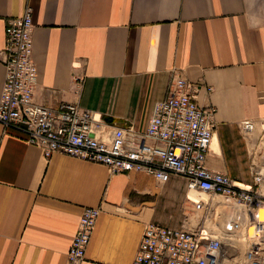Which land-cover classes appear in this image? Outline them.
I'll return each instance as SVG.
<instances>
[{"label": "crops", "instance_id": "0c3cea01", "mask_svg": "<svg viewBox=\"0 0 264 264\" xmlns=\"http://www.w3.org/2000/svg\"><path fill=\"white\" fill-rule=\"evenodd\" d=\"M28 6L36 102L78 103L144 131L182 73L199 105L216 108L207 167L252 182L240 123L264 119V0H0V51L8 21ZM4 80L0 61V96ZM26 139L0 123V264H66L86 207L101 214L83 264H133L148 223L183 227L184 178L111 175L60 153L47 159Z\"/></svg>", "mask_w": 264, "mask_h": 264}, {"label": "built area", "instance_id": "2783aa9c", "mask_svg": "<svg viewBox=\"0 0 264 264\" xmlns=\"http://www.w3.org/2000/svg\"><path fill=\"white\" fill-rule=\"evenodd\" d=\"M34 29L29 6L6 27L0 51L5 69L0 123L5 129L25 133L27 143L47 159L60 153L104 165L111 175L145 173L159 184L172 175L187 181L183 227L148 223L133 264H223L227 245L239 247L246 264H264V119L240 123L252 156L253 182L247 184L207 167L216 108L199 105L198 86L182 73H173L167 97L154 103L144 131L131 122L112 124L78 103L40 104L35 101ZM82 81L75 78V84ZM100 214V208H84L66 264L86 260Z\"/></svg>", "mask_w": 264, "mask_h": 264}, {"label": "rangeland", "instance_id": "374dc122", "mask_svg": "<svg viewBox=\"0 0 264 264\" xmlns=\"http://www.w3.org/2000/svg\"><path fill=\"white\" fill-rule=\"evenodd\" d=\"M252 182H253V179H252ZM241 244L243 245V247L246 246V242H243V243L241 242ZM238 249L239 247H237L236 249V248H232L230 245L225 246L226 255L224 257L225 259L223 261V264H246V257H242L241 251Z\"/></svg>", "mask_w": 264, "mask_h": 264}, {"label": "bare ground", "instance_id": "6f19581e", "mask_svg": "<svg viewBox=\"0 0 264 264\" xmlns=\"http://www.w3.org/2000/svg\"><path fill=\"white\" fill-rule=\"evenodd\" d=\"M241 242H244V239H242V241H241ZM241 242H240V243H241Z\"/></svg>", "mask_w": 264, "mask_h": 264}]
</instances>
